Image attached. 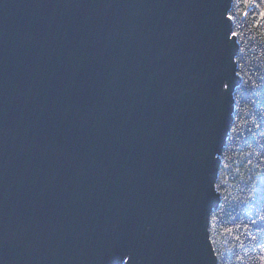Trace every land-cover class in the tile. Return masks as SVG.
Instances as JSON below:
<instances>
[{"label":"water","instance_id":"obj_1","mask_svg":"<svg viewBox=\"0 0 264 264\" xmlns=\"http://www.w3.org/2000/svg\"><path fill=\"white\" fill-rule=\"evenodd\" d=\"M230 2L0 0V264H217Z\"/></svg>","mask_w":264,"mask_h":264},{"label":"trees","instance_id":"obj_2","mask_svg":"<svg viewBox=\"0 0 264 264\" xmlns=\"http://www.w3.org/2000/svg\"><path fill=\"white\" fill-rule=\"evenodd\" d=\"M264 0H231L237 74L208 221L217 264H264Z\"/></svg>","mask_w":264,"mask_h":264},{"label":"snow or ice","instance_id":"obj_3","mask_svg":"<svg viewBox=\"0 0 264 264\" xmlns=\"http://www.w3.org/2000/svg\"><path fill=\"white\" fill-rule=\"evenodd\" d=\"M261 15L264 16V11L261 12ZM233 35H236L235 33H233ZM127 255V254H126Z\"/></svg>","mask_w":264,"mask_h":264}]
</instances>
